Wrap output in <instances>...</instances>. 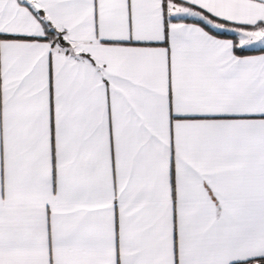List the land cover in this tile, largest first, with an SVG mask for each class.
I'll return each mask as SVG.
<instances>
[{
    "label": "snow or ice",
    "instance_id": "snow-or-ice-1",
    "mask_svg": "<svg viewBox=\"0 0 264 264\" xmlns=\"http://www.w3.org/2000/svg\"><path fill=\"white\" fill-rule=\"evenodd\" d=\"M0 264H264V0H0Z\"/></svg>",
    "mask_w": 264,
    "mask_h": 264
}]
</instances>
